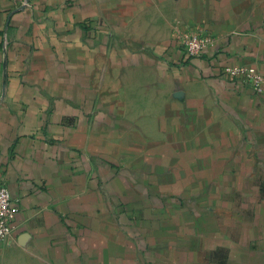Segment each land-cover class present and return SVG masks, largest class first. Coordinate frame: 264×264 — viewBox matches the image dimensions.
Returning <instances> with one entry per match:
<instances>
[{"label":"crops","instance_id":"0c3cea01","mask_svg":"<svg viewBox=\"0 0 264 264\" xmlns=\"http://www.w3.org/2000/svg\"><path fill=\"white\" fill-rule=\"evenodd\" d=\"M240 65L264 74V0H0V264H264Z\"/></svg>","mask_w":264,"mask_h":264},{"label":"built area","instance_id":"2783aa9c","mask_svg":"<svg viewBox=\"0 0 264 264\" xmlns=\"http://www.w3.org/2000/svg\"><path fill=\"white\" fill-rule=\"evenodd\" d=\"M213 43L208 34L193 32L185 35L181 40V50L186 58L199 57L203 51ZM222 73L228 78H240L254 90L261 92L264 88V74L255 70L253 66L224 67ZM15 202L4 184H0V242L11 233L10 221L14 216Z\"/></svg>","mask_w":264,"mask_h":264}]
</instances>
